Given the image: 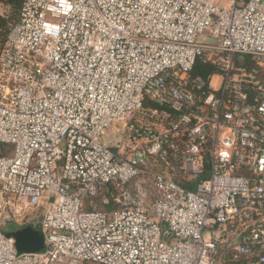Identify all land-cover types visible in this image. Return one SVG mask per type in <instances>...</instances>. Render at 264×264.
I'll return each instance as SVG.
<instances>
[{
    "label": "built area",
    "instance_id": "1",
    "mask_svg": "<svg viewBox=\"0 0 264 264\" xmlns=\"http://www.w3.org/2000/svg\"><path fill=\"white\" fill-rule=\"evenodd\" d=\"M0 143V264H264V0H22Z\"/></svg>",
    "mask_w": 264,
    "mask_h": 264
},
{
    "label": "water",
    "instance_id": "2",
    "mask_svg": "<svg viewBox=\"0 0 264 264\" xmlns=\"http://www.w3.org/2000/svg\"><path fill=\"white\" fill-rule=\"evenodd\" d=\"M43 210V206L38 207L24 222H18L10 215L3 218L0 231L4 235L14 238L18 252H43L47 249L48 244L41 229ZM8 224H15L16 228L13 231H8Z\"/></svg>",
    "mask_w": 264,
    "mask_h": 264
},
{
    "label": "rangeland",
    "instance_id": "3",
    "mask_svg": "<svg viewBox=\"0 0 264 264\" xmlns=\"http://www.w3.org/2000/svg\"><path fill=\"white\" fill-rule=\"evenodd\" d=\"M0 15L7 18L8 25L12 22L14 17H16L15 16L16 13H14L12 11L11 7L5 3V0H0ZM3 38H4V36L3 37L0 36V45H1L2 41H3ZM10 147H11L10 145H6V144H3V143H0V148L3 149L4 151L8 152V150H9L8 148H10ZM14 228H16L15 224H8L7 230L8 231H13ZM162 229H163L164 233H167L165 226H163ZM87 264H96V263L88 262Z\"/></svg>",
    "mask_w": 264,
    "mask_h": 264
},
{
    "label": "trees",
    "instance_id": "4",
    "mask_svg": "<svg viewBox=\"0 0 264 264\" xmlns=\"http://www.w3.org/2000/svg\"><path fill=\"white\" fill-rule=\"evenodd\" d=\"M21 1L22 0H5V3L11 7V9L14 13H16V15H15L16 17H14L12 22L17 18ZM7 25H8L7 18L0 15V36H2V37L5 36L10 24L8 26ZM8 149H10V148H8ZM5 152H7V151H4L3 149L0 148V155L5 153Z\"/></svg>",
    "mask_w": 264,
    "mask_h": 264
}]
</instances>
